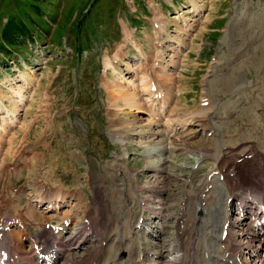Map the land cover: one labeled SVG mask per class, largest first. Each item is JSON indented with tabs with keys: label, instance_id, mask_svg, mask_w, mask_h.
<instances>
[{
	"label": "rangeland",
	"instance_id": "rangeland-1",
	"mask_svg": "<svg viewBox=\"0 0 264 264\" xmlns=\"http://www.w3.org/2000/svg\"><path fill=\"white\" fill-rule=\"evenodd\" d=\"M151 1L0 0V95L11 96L5 88H12L13 79H16L14 87H26L16 67L23 71L21 75L32 71L39 79L37 90L32 93L36 94L35 101L33 99L32 103H28L27 110L22 106L21 117L18 116L27 127L13 129L12 133L16 131L14 136L7 137L6 147L3 148L5 153L10 151L7 157L2 156L7 163L13 161L16 149L22 153L13 168L1 173L2 177L5 176L3 180L10 197L13 186L22 185L25 189L24 193L19 194L21 197H11L14 198L12 204L15 208L11 209L12 212L26 211L31 204L30 195L36 191L33 182L37 177L41 181L38 186L46 183L64 189H78L85 193V203H96L90 181L106 180L103 184L107 186L106 182L110 181L107 172L113 176L112 166L107 164L111 162L113 152L117 151L119 155H114L125 157L134 172L141 196L150 205L148 217L157 227L161 226V222L155 220L154 212L162 208L158 203L170 207L164 214L168 225L164 237L169 239L174 234L175 217L188 184L212 170V165L200 171H196L194 166L203 156L201 152L213 146L209 139L230 136L225 142L229 146L253 138L257 146H264V134L249 131L259 126L261 131L264 130V112H259L264 110V0H194L205 10L201 18L192 13V0H178L176 7L169 6L166 0H153L156 10ZM172 8L177 12L173 13ZM156 14L163 19L181 15L176 18L177 22L168 19L171 21L170 37L163 50L166 65L175 63L177 66L176 69L171 67L174 80L168 87L172 88L174 98L167 116L171 115L174 121V117L176 120H193L185 134L186 139L181 138V133L178 140L172 138L176 145L168 139L167 129L158 125H152L147 134L142 129H133V133L130 130L127 140H117L111 131V107L103 79L101 83L102 61L106 55H113L104 54V49L110 46V51L116 50L124 41L122 20L134 29L136 41H141L149 53L153 50L149 36L155 33L152 29ZM183 14L185 20L189 19V23L194 25L191 26L194 32L191 34L190 29V36L184 35V38L180 37L179 26ZM177 24L180 28L176 33ZM173 40L183 45L179 58L173 51L177 46ZM64 42L66 47L64 44L61 49ZM131 44L127 59L138 54ZM78 47L81 49L78 50ZM40 51L51 59L45 69L36 66V62L42 59ZM10 61L14 65L9 64ZM24 61L27 65L23 64ZM131 61L132 68H139L136 61ZM26 68L30 71H25ZM134 68L132 70H136ZM130 74L127 76H132ZM58 88H63V91H56ZM31 89L34 90L29 88L27 92H31ZM205 96L215 104L210 117L212 127L218 130L217 136L209 137L202 129L201 118L193 115ZM0 104H3L1 100ZM142 116L148 119L147 114L142 113ZM233 149L229 148V151ZM226 154L225 159L229 157L228 160L232 161ZM232 159L236 157L232 156ZM193 172L196 173L192 175ZM104 190L107 194L104 203L112 205L111 188ZM162 198L165 200L162 201ZM50 216L55 220L59 218L58 213ZM80 217H77L72 232L80 226ZM36 218L35 224L45 220L42 214ZM112 218L113 222H120L119 217ZM163 235L158 234L157 237ZM141 240L144 243L152 242L151 250L157 252L155 246L159 243L155 237L146 239V235H142ZM76 246L65 245L61 264L79 263L85 259L90 246L83 249ZM143 252L145 259L149 251ZM160 256H163V252ZM165 257H168V253ZM253 259H249L251 262L248 261V264H260ZM30 260L34 262L32 258ZM153 261H156V257ZM167 261L157 260L156 264Z\"/></svg>",
	"mask_w": 264,
	"mask_h": 264
},
{
	"label": "bare ground",
	"instance_id": "bare-ground-1",
	"mask_svg": "<svg viewBox=\"0 0 264 264\" xmlns=\"http://www.w3.org/2000/svg\"><path fill=\"white\" fill-rule=\"evenodd\" d=\"M192 2V12L196 14V16L199 15L202 17L204 8L198 6L194 0H192ZM151 4L154 8H156L153 0L151 1ZM157 20L159 19L156 18V21ZM162 22L164 26L158 30H155L154 33V38L158 39L154 41L153 37L152 39L150 38V41L153 44V50L151 51L152 54L155 52L154 42H160L163 38V33L168 31V24L170 23L169 20L163 19ZM122 24L124 27L123 43L116 48L113 55H106L103 61V83L109 95L108 101L109 106L111 107L110 114L113 118V125H111L112 132L119 141L127 140V137H129L128 135H130L129 131L132 130L133 133V129H135V131L136 129H142L145 131V134H147L149 129H152V125H158L157 119L155 117L163 116L164 119L161 121L164 122V128L169 131L168 137L170 139L173 137L176 138L179 136L176 135L177 133L185 132V130L188 129L189 123L187 120L186 124H184L182 127L183 130L180 131V128H177V125L174 124V120L171 118V115H166V112L169 111L170 105L172 104V100L174 98L172 94V88L168 87V85H170V82L173 83L174 78L172 72L169 73V68L164 63L165 55L162 53L163 50H160L159 46H157V53L155 55L153 65V68L156 66L158 69V81L153 78H148L146 74L141 76L138 69H136L138 71L136 73V70H132L133 68L129 61H125L126 56L128 55L126 50L130 43H132V45H134L136 48L141 45L137 43L136 37L129 26L126 25L125 22ZM179 26L178 29L180 28L181 35H183L185 32L188 33L190 28H192V25H190L189 22L183 17L180 18ZM179 43L177 44V47L173 49L178 55H180V50H183V45ZM139 52V67H146L149 65L151 58L150 56L146 55V51L144 49L139 48ZM147 70L148 69L146 67L143 72H150V70ZM128 73L133 74V78L131 80H129V77H127ZM20 78L26 87L23 86L24 88H16L17 90L14 88L12 91V99L7 97L11 101L12 108L8 109L4 107L3 104H0V144L5 142L6 139H4V137L7 136L9 132L14 129V127L18 125L22 128L27 127L24 124L25 122L19 119L18 113L20 112L21 106L29 107L28 103H32L33 99L35 101V95L28 96L27 90L30 87L35 86L36 83H39V79L31 72L23 73L22 75L20 74ZM12 82H15V80ZM26 88L28 89L26 90ZM151 88L158 89L156 93H153L151 92ZM155 94H160L161 98H154ZM0 97H2V95H0ZM142 97L146 98L142 99ZM146 108L151 109L150 114L151 117H153V120L150 119L147 121L145 120L146 117H144L145 119L142 118V113L146 111ZM213 110L214 104L211 101L208 107H199L196 110L195 115L200 116L201 119H203V123L206 124V121L210 118V113ZM174 118L176 120V117ZM171 119L173 122H171ZM205 124L204 129L209 132L211 128L209 125ZM170 132L172 133L170 134ZM153 134L154 133H152V135ZM12 136H14V134ZM11 141L12 140H10V142ZM172 144L175 145V142ZM223 147V141L221 139H217L211 149H206L202 152L203 156L201 162L199 163V168H202L205 162L211 161L213 167L209 175L214 171H220L224 168L228 170V175L223 181L218 180V177L214 175L211 183H208L207 175L205 178H200V181L197 184H188L189 186L185 194V204L181 207V214L179 215L180 217L176 227V237L172 242L174 257L170 264H234L235 261H237V264H248V258H246L248 255L245 252V247L236 242H230V244L228 243V245L224 246L230 239L229 236L228 240L223 241L222 234L224 225L228 222L229 218L233 219L235 215L233 206L229 205L228 202L232 198L237 200L247 199L242 195L246 194L249 189H252V193H254L258 198V203H264V181L259 179L260 175L262 176V172L256 163L246 161L242 164H239L235 161L232 162L228 160L229 157L228 159H225V155L227 154L223 152ZM260 151L255 152V157L261 158L264 161V152H262L260 155ZM112 159L116 164V166H114L117 170L116 176H119L121 180L120 183L117 184V189L123 197L121 220L124 222L117 233L113 234L107 231L100 233L97 243L91 246L89 249L87 248V256L84 260H82V262H67L65 264H92L97 257L99 260L98 264H135L142 261L143 256L145 257L144 252L142 253L143 245L141 240H139V232L136 228L138 220L141 217L140 212L143 210L141 207V201H144V199L141 198L139 191L140 188L138 187L136 178L130 172L129 167L126 165L125 161H123V158H120L118 155H114ZM231 174H235V177H238V180L235 181V179L231 177ZM40 182L41 181H39V178L37 177L34 179L33 183L35 186H37L40 184ZM210 184H212V187L207 190ZM44 185H46V183ZM199 186L202 187V189H200ZM78 197L80 199L82 195H79ZM52 199L55 200L54 211H56L58 208L61 209L62 204L58 203L59 201L61 203H65V201H63V199H65L64 194L61 192L54 194L50 200ZM49 206L50 203L46 209H48ZM30 208L31 207L28 208L29 211ZM161 213H163V211L158 213V215ZM127 215L128 217H126ZM37 216L38 215L35 212H28V217L32 221H34ZM205 217H207V226L202 228L201 222ZM93 219L96 228L97 226L104 223V218L102 216H94ZM235 224L236 222H234V225ZM81 225H83V223ZM81 230L82 227L76 231H73L74 233L69 236V238H71L70 240L74 239L76 233H79ZM27 232L26 226V228L23 230L18 229L8 233V240L15 244V254L23 257L25 261L26 244L22 241V236L26 235ZM202 232L203 235L200 239L199 235ZM231 234H233V232H231ZM249 234L251 233L246 235L249 236ZM107 239L110 241V244L104 247L103 241ZM56 241H58L62 247L66 239L57 238ZM199 244L201 245V248L199 247ZM58 252L59 258L65 256L64 249H59ZM197 253H201V258L199 261H197ZM239 253L244 254V256L238 262L237 258L240 256ZM105 256L106 258H104ZM24 264L34 263L26 261Z\"/></svg>",
	"mask_w": 264,
	"mask_h": 264
}]
</instances>
